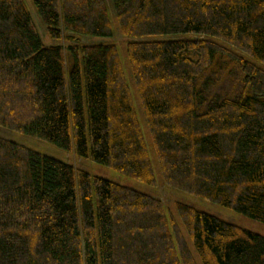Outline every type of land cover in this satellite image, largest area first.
I'll list each match as a JSON object with an SVG mask.
<instances>
[{"label":"trees","instance_id":"obj_1","mask_svg":"<svg viewBox=\"0 0 264 264\" xmlns=\"http://www.w3.org/2000/svg\"><path fill=\"white\" fill-rule=\"evenodd\" d=\"M0 0V126L264 223V0ZM169 37V39H164ZM67 54L71 56L68 63ZM201 264H264V237L179 201ZM157 197L0 136V264H197Z\"/></svg>","mask_w":264,"mask_h":264},{"label":"rangeland","instance_id":"obj_2","mask_svg":"<svg viewBox=\"0 0 264 264\" xmlns=\"http://www.w3.org/2000/svg\"><path fill=\"white\" fill-rule=\"evenodd\" d=\"M27 10H29L31 21L35 27L36 32L39 34V38L41 43L44 46L49 45H58V43H62L61 41L54 40L49 37L47 31H45V26L43 22L40 20L37 10H35L34 5L31 0H24ZM106 4L109 6L110 14L112 16L113 10L110 6V0H106ZM113 33L109 37H99L95 35L87 36L80 35L78 39V43L83 45H92V44H115L117 50L119 52L120 61H122L123 72H125V79L129 85L130 94H132V101L135 107L136 115L138 116L139 125L142 128L143 137L145 138L147 149L149 150L150 160L152 162L153 171L155 173V184L149 185L145 182H140L133 177H128L123 173L116 172L114 169L109 166H105L100 163H95L91 161L89 158H82L77 156L74 152L68 151L66 149H60L55 144H51L45 140H39L32 136H27L22 132H16L11 129H6L0 126V136L4 139H8L16 144H21L27 148H31L32 150L45 154L49 157H54L63 163H70L74 167L81 169L83 171H87L89 174L93 176H100L106 180H111L115 183L122 184L127 187H132L141 193H147L152 197H157L162 201V204L165 206V212L168 216L169 221H174L176 224L180 226L181 231L185 235V230L183 225L181 224V220L179 214L176 211L175 203L176 201L190 204L197 209H201L207 213H212L218 216L221 219H224L230 223H234L241 228H245L246 230L257 233L264 237V223L253 220L252 218L246 216L245 214H241L235 210L228 209L223 206H219L217 203L212 201H207L200 197H196L190 193L183 192L179 189L172 188L168 184H164L161 181L160 171L158 170V166L156 164V160L154 159V152L151 149L150 138L148 136L147 127H145V117L143 116V108L140 104L139 95L136 93L134 83L132 81V75L128 66V61L126 57L125 50V42L124 39L117 28H115L114 22L112 23ZM164 39H169V37H164ZM68 63L71 61V56L67 54ZM188 243V246L191 247V251L194 257L197 260V264H201L199 257H197L194 247H192L191 240L188 236L185 237Z\"/></svg>","mask_w":264,"mask_h":264}]
</instances>
